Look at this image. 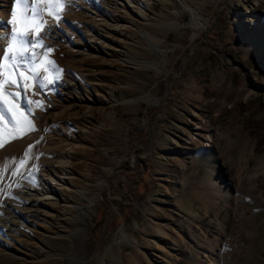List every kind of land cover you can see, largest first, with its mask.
<instances>
[{
	"label": "rangeland",
	"instance_id": "374dc122",
	"mask_svg": "<svg viewBox=\"0 0 264 264\" xmlns=\"http://www.w3.org/2000/svg\"><path fill=\"white\" fill-rule=\"evenodd\" d=\"M67 3L45 16L61 79L0 148L66 186L0 193V264H264V0Z\"/></svg>",
	"mask_w": 264,
	"mask_h": 264
},
{
	"label": "snow or ice",
	"instance_id": "6c2138e0",
	"mask_svg": "<svg viewBox=\"0 0 264 264\" xmlns=\"http://www.w3.org/2000/svg\"><path fill=\"white\" fill-rule=\"evenodd\" d=\"M67 6V0H14L11 18L6 22L10 26L5 33L7 46L0 47V148L6 142L36 130L34 121L29 117L33 105L42 110L43 104L29 98L28 89L43 91L61 79L63 69L50 58L54 50L45 44L44 33L50 31L45 16L52 17L58 25ZM32 94L37 93L33 91ZM24 104L28 105L27 109ZM32 147L29 146L18 159L0 161V193L11 198V191L5 193V189L13 183L22 187V180L35 182L38 166H27L28 161L39 158L33 157ZM5 171H8L7 179H17L5 183Z\"/></svg>",
	"mask_w": 264,
	"mask_h": 264
},
{
	"label": "bare ground",
	"instance_id": "6f19581e",
	"mask_svg": "<svg viewBox=\"0 0 264 264\" xmlns=\"http://www.w3.org/2000/svg\"><path fill=\"white\" fill-rule=\"evenodd\" d=\"M56 175L57 174L53 172H48L47 179L41 180V182L39 183V185L41 186L40 192H37L36 189L30 187L31 184H34L33 182H29L25 187L23 186L21 189H17L16 186H13L14 193L16 194V199L19 200L21 198H27V199H32L35 201L37 198L38 199L40 198V199L48 200V201L53 200L55 194L57 192H60L62 188L66 186V182L64 183V179L59 178V176L58 175L56 176ZM75 194L78 197L85 195V193L81 190L76 191ZM5 205H8L7 199L5 200L2 208L5 209ZM17 214L18 216L16 218L21 221L23 226H26V221L22 218L20 213H17ZM7 222L4 224L7 225L8 224Z\"/></svg>",
	"mask_w": 264,
	"mask_h": 264
}]
</instances>
